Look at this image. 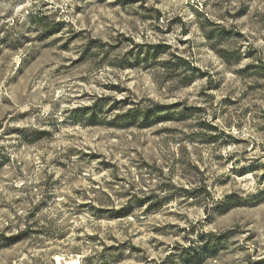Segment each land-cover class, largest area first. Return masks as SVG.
<instances>
[{
  "label": "rangeland",
  "instance_id": "374dc122",
  "mask_svg": "<svg viewBox=\"0 0 264 264\" xmlns=\"http://www.w3.org/2000/svg\"><path fill=\"white\" fill-rule=\"evenodd\" d=\"M57 257L264 264V0H0V264Z\"/></svg>",
  "mask_w": 264,
  "mask_h": 264
},
{
  "label": "trees",
  "instance_id": "16d2710c",
  "mask_svg": "<svg viewBox=\"0 0 264 264\" xmlns=\"http://www.w3.org/2000/svg\"><path fill=\"white\" fill-rule=\"evenodd\" d=\"M90 111H92V112H90V113H82L81 114V116L82 117H84L85 118V120L84 119H81V121H83V124L84 125H86V126H91V125H94L95 123H93L92 122V119L94 118L93 116H95V114L93 113V110H90ZM85 115H88V116H90V118H88V116L87 117H85ZM131 117H132V122L130 123V122H128L127 121V123H125L124 125H123V127L122 128H126L127 129V127H130V126H133V125H135V122H133L134 121V119H136V118H134V117H136V115H131ZM150 117H152V116H145L142 120H143V122H142V124H139V128H142V127H147L149 124L148 123H146L147 121V119L148 118H150ZM121 118H124V117H117V119H121ZM154 119H156V120H158V119H161V117H154ZM122 122V121H121ZM80 123V122H79Z\"/></svg>",
  "mask_w": 264,
  "mask_h": 264
},
{
  "label": "bare ground",
  "instance_id": "6f19581e",
  "mask_svg": "<svg viewBox=\"0 0 264 264\" xmlns=\"http://www.w3.org/2000/svg\"><path fill=\"white\" fill-rule=\"evenodd\" d=\"M77 261V260H76ZM74 261L73 259H64L61 257L56 258L57 264H79L78 262Z\"/></svg>",
  "mask_w": 264,
  "mask_h": 264
}]
</instances>
